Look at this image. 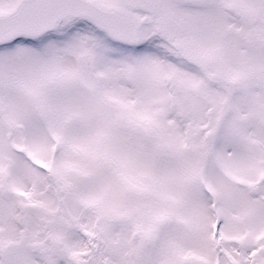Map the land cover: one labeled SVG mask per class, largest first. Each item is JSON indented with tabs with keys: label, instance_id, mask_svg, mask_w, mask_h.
Here are the masks:
<instances>
[{
	"label": "snow or ice",
	"instance_id": "snow-or-ice-1",
	"mask_svg": "<svg viewBox=\"0 0 264 264\" xmlns=\"http://www.w3.org/2000/svg\"><path fill=\"white\" fill-rule=\"evenodd\" d=\"M0 264H264V0H0Z\"/></svg>",
	"mask_w": 264,
	"mask_h": 264
}]
</instances>
